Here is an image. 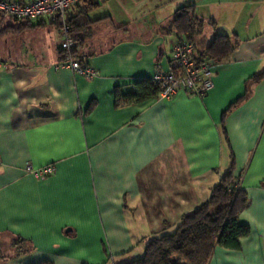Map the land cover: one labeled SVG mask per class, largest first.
Here are the masks:
<instances>
[{
  "label": "crops",
  "instance_id": "0c3cea01",
  "mask_svg": "<svg viewBox=\"0 0 264 264\" xmlns=\"http://www.w3.org/2000/svg\"><path fill=\"white\" fill-rule=\"evenodd\" d=\"M184 4L204 21L195 61L215 34L240 40L225 59L210 60L212 86L115 105L117 88L169 69L172 45L184 39L171 22ZM88 16L78 52L96 69L92 78L57 66L56 16L0 13V264L140 256L230 165L247 194L237 220L248 233L236 249L215 245L207 264H264V77L245 90L264 69V0H101ZM49 163L45 178L25 169ZM15 235L33 248L16 254Z\"/></svg>",
  "mask_w": 264,
  "mask_h": 264
},
{
  "label": "trees",
  "instance_id": "16d2710c",
  "mask_svg": "<svg viewBox=\"0 0 264 264\" xmlns=\"http://www.w3.org/2000/svg\"><path fill=\"white\" fill-rule=\"evenodd\" d=\"M99 1L90 2L75 14H67L68 32L76 42L72 52L82 63H88L78 52L85 29L92 22L88 16V9ZM56 17V23L60 26L59 16ZM208 23L213 24L214 21L208 20ZM171 24L174 31L193 42L194 37L201 32L204 21L194 13L191 4H184L176 9ZM5 29H0V33ZM239 42L235 34H215L197 53L195 62L198 63L203 59L223 60ZM262 77H264V69L252 73L245 81L246 92L249 84L259 81ZM158 92L159 86L151 78H141L135 82L133 89L115 90V105L140 102L157 96ZM243 95L245 94L236 98L229 106L239 101ZM247 201V194L240 186L239 176L234 175L230 165L210 188L206 199L190 212L180 216L174 231L151 237L144 244L140 256L119 259L125 255V252H121L110 255L103 264H207L215 245L236 249L239 247V238L248 233V227L237 220L238 212L246 206ZM11 243L16 254L33 248L29 239L19 235L13 236ZM2 257L4 255L0 253V258ZM30 264H53V262L45 260Z\"/></svg>",
  "mask_w": 264,
  "mask_h": 264
},
{
  "label": "built area",
  "instance_id": "2783aa9c",
  "mask_svg": "<svg viewBox=\"0 0 264 264\" xmlns=\"http://www.w3.org/2000/svg\"><path fill=\"white\" fill-rule=\"evenodd\" d=\"M78 0H31L21 2L18 0H0V13L16 19H30L40 16H59L62 39L59 45L61 60L57 66L65 65L75 73L92 78L96 75V69L89 63H82L74 56L73 48L75 40L68 32L67 11ZM193 42L188 39H180L172 45L168 55L170 66L168 70L156 71L150 77L158 86L159 97H170L178 89H184L190 94L202 95L212 86L210 60L203 59L196 63L193 58ZM5 63L0 60V67ZM27 172L36 178H45L54 171L53 164H45L33 167L25 166Z\"/></svg>",
  "mask_w": 264,
  "mask_h": 264
}]
</instances>
